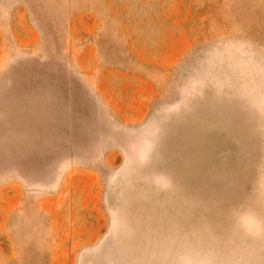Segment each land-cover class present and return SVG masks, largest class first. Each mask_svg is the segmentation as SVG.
Returning <instances> with one entry per match:
<instances>
[{
  "label": "rangeland",
  "instance_id": "obj_1",
  "mask_svg": "<svg viewBox=\"0 0 264 264\" xmlns=\"http://www.w3.org/2000/svg\"><path fill=\"white\" fill-rule=\"evenodd\" d=\"M14 184L0 264H264V0H0Z\"/></svg>",
  "mask_w": 264,
  "mask_h": 264
},
{
  "label": "crops",
  "instance_id": "obj_2",
  "mask_svg": "<svg viewBox=\"0 0 264 264\" xmlns=\"http://www.w3.org/2000/svg\"><path fill=\"white\" fill-rule=\"evenodd\" d=\"M11 191H13L11 195H7L3 197L2 195H0V229H3L4 235L9 237L10 241H12L11 236L14 232V227L12 226L13 218H15V215H17V213H20L19 211H22L23 209H28V207L25 205V197L22 192V188L18 184H14L11 187ZM60 200L61 199L57 196L48 197L46 200L45 199L38 200L34 204L35 210L32 209V211L33 213L36 214L49 212V210L46 209V207L48 205V201H51L54 204L52 211L58 213L60 209L59 208ZM52 228L50 232L54 233V230ZM20 241H22L21 237H20ZM49 256H50L49 264H55L54 248H51V252ZM12 258H18V254L15 257H12V255L7 256L5 254L4 264H12Z\"/></svg>",
  "mask_w": 264,
  "mask_h": 264
}]
</instances>
